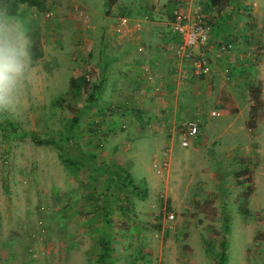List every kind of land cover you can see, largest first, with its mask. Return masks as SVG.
<instances>
[{
    "label": "rangeland",
    "instance_id": "1",
    "mask_svg": "<svg viewBox=\"0 0 264 264\" xmlns=\"http://www.w3.org/2000/svg\"><path fill=\"white\" fill-rule=\"evenodd\" d=\"M15 1L0 0V8L15 6L42 55L18 112L4 115L17 130L0 120V264H214L223 236L224 264H264V0H173L211 20L216 50L227 37L233 46L223 50L226 64L216 61L215 82L180 79L186 91L201 81V108L169 132L132 108L131 97H152L145 86L133 91L142 68H122L121 85L104 97L101 86L91 104L87 93L69 92L70 78L81 75L103 85L101 44L137 0H39L43 8ZM140 9L155 18L148 4ZM185 118L199 125L187 147ZM110 169L144 186L145 196L128 180L115 183Z\"/></svg>",
    "mask_w": 264,
    "mask_h": 264
},
{
    "label": "crops",
    "instance_id": "2",
    "mask_svg": "<svg viewBox=\"0 0 264 264\" xmlns=\"http://www.w3.org/2000/svg\"><path fill=\"white\" fill-rule=\"evenodd\" d=\"M117 2L118 0H116V4ZM146 4L152 9L151 15H156L154 19L150 20L142 16L145 10L142 11L140 8ZM210 4H212L211 0ZM176 5L173 0H137L122 13L123 15L127 14L130 18L127 27L118 29L117 34L106 29L108 30L107 36L103 40L100 50L102 57H104L103 60L109 66V72L103 76V80L100 79L103 83L101 85L103 86L102 90L105 92L102 97L108 96L111 93L110 89L113 90L114 87L121 85L120 80L124 78V73L120 71L122 68H127V70L134 67H137V70L142 68L139 78L136 79L137 83L133 79V91L134 88L142 89L145 86L141 93L148 90L152 97L149 98L148 96V99L131 97L132 100L137 101L136 103L133 102L135 105L132 108L148 111L147 116L148 114L151 116L153 124L155 126L162 125L161 128L168 132L175 122L186 113H196L201 108L200 95L202 94L197 91L201 81L195 82L196 86H189L191 89L186 91L187 87L183 85L178 76V69L182 66L176 61L174 51L181 39L170 27L171 13ZM212 7H216V5H212ZM206 20L211 26V31L206 43L201 47V52L208 56L210 67L204 76L212 77L215 82L216 61L221 59L222 62H220L226 64L224 61L229 56L221 49L224 43L220 44V48L216 50V28H212L209 18L206 17ZM223 41L226 44L231 43L233 46L231 37L224 38ZM146 68L151 76H146L148 79L143 73ZM189 79L191 80L192 77ZM110 80L112 82H109ZM109 83H111V87ZM186 93H190V95L188 96ZM213 101L216 102V96ZM222 105L224 103L219 102L216 109ZM124 106L125 108L131 107L129 103Z\"/></svg>",
    "mask_w": 264,
    "mask_h": 264
},
{
    "label": "built area",
    "instance_id": "3",
    "mask_svg": "<svg viewBox=\"0 0 264 264\" xmlns=\"http://www.w3.org/2000/svg\"><path fill=\"white\" fill-rule=\"evenodd\" d=\"M76 15L85 18L83 10L75 8ZM147 18V16H145ZM171 30L180 36V43L177 45L174 55L176 61L182 67L178 69V76L187 80L190 76H204L208 73L210 60L207 55L201 52V47L206 43L211 26L206 16L198 9H185L176 5L171 13ZM129 16L122 15L118 20L120 28L124 29L129 23ZM232 47L231 43L221 46L222 51ZM146 72V73H145ZM146 76H150L147 68L144 70ZM151 77V76H150ZM198 121L193 118H185L181 123L180 144L184 147L190 146L198 134Z\"/></svg>",
    "mask_w": 264,
    "mask_h": 264
},
{
    "label": "clouds",
    "instance_id": "4",
    "mask_svg": "<svg viewBox=\"0 0 264 264\" xmlns=\"http://www.w3.org/2000/svg\"><path fill=\"white\" fill-rule=\"evenodd\" d=\"M32 48L27 22L0 8V115L14 116L22 104Z\"/></svg>",
    "mask_w": 264,
    "mask_h": 264
},
{
    "label": "trees",
    "instance_id": "5",
    "mask_svg": "<svg viewBox=\"0 0 264 264\" xmlns=\"http://www.w3.org/2000/svg\"><path fill=\"white\" fill-rule=\"evenodd\" d=\"M17 3H26L30 5L31 7L35 8H43V3H41L39 0H16L14 4ZM212 5H217L218 7L224 6V4H220L221 0H211ZM7 11L11 12L13 15L15 14V6L12 7L11 9H8ZM32 61L37 60L38 58L41 57L42 55V50L40 47V42L37 38L33 39V48H32ZM100 85V86H99ZM94 84L89 81V79L84 76H78V77H72L69 80V92L71 93V96L74 98L80 97L83 93H87V103L91 104L94 102L95 98L97 97V94L99 93V90L101 88V84ZM250 94L252 96V99L255 104H257L260 100V88L256 86H252L249 89ZM255 104L250 106V110L254 109ZM2 119L1 121H4L6 125H10V128H13L17 130V128L14 127L12 122L6 118L4 115H0ZM24 132V131H22ZM31 138L34 139V136L31 135ZM80 155H78L79 157ZM106 174L112 178L115 183L125 186L124 180H128V185L132 186V188L139 194V196H145V187L143 186L142 189L144 190L143 192L140 191V189L132 183L131 180H129L130 176L126 175L125 177L122 176V173H120L119 170L117 169H110L109 171L106 172ZM227 220H225V226L224 230H228L227 226ZM226 238L223 236L220 241V249L221 251L217 254L212 255V260L214 264H224L226 261V246H225ZM100 246L102 248V252L99 254L98 258L101 260L105 259L108 257V248H107V241L104 240L103 238L100 241ZM208 253H211V250L208 248Z\"/></svg>",
    "mask_w": 264,
    "mask_h": 264
}]
</instances>
